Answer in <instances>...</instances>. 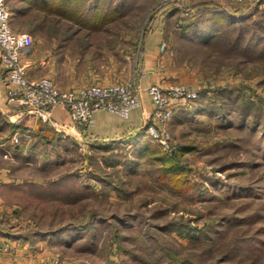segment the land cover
I'll return each instance as SVG.
<instances>
[{"label":"rangeland","instance_id":"obj_1","mask_svg":"<svg viewBox=\"0 0 264 264\" xmlns=\"http://www.w3.org/2000/svg\"><path fill=\"white\" fill-rule=\"evenodd\" d=\"M3 1L9 9L32 3ZM92 1L83 0L85 9ZM170 1L101 0L119 13L110 25L81 29L98 15L48 0L10 27L32 35L30 49L43 50L50 35L77 36L64 46L68 62L94 70L85 83H123L136 77L137 51ZM194 1L171 9L161 43L177 71L159 85L192 88L165 121L151 108L149 124L168 135L169 148L142 128L130 144L38 143L37 151L3 153L13 177L0 183V238L32 241L39 264H264V2L248 6L249 17L226 19ZM145 144L167 154L188 146L178 154L185 172L165 173L156 152L140 150Z\"/></svg>","mask_w":264,"mask_h":264},{"label":"crops","instance_id":"obj_2","mask_svg":"<svg viewBox=\"0 0 264 264\" xmlns=\"http://www.w3.org/2000/svg\"><path fill=\"white\" fill-rule=\"evenodd\" d=\"M178 1L176 0L174 8L182 6ZM261 1L264 2V0H244L239 2L243 4L239 7L228 6L221 0H196L192 4H194L193 8L198 7L197 4H201V7L206 8L205 13L212 14L210 15L211 18L218 13L221 17L240 14L248 6L259 4ZM168 2L171 1L168 0ZM30 4L32 5V3ZM74 6L75 9L72 7L70 10H75L79 14L89 11L91 14L99 15L102 12L104 16L103 19L93 18V15L86 20L82 19L81 29H94L110 25L112 23L111 14L119 13L117 9L111 7L103 10L101 0L92 1L86 6V9L83 0H76ZM173 7L168 5V7L161 8L160 12L157 13V18L151 24L150 31L144 37L141 51H137L139 54L138 63L132 69L131 75L140 71H143L144 75L138 77V84L141 89L139 90L140 104L131 109L128 117H122L106 110H97L93 113L91 125L83 127L74 123L70 113L60 105H53L48 112L36 111L21 100H12L7 96L5 70L0 66V158L5 152L13 154L15 151H37L38 143H55L58 147L69 141H74L78 145L79 140L84 135L89 138V143H91L89 146L99 147L107 146L110 143L112 145L113 143L130 144L135 142L137 138L140 139V130L151 121L152 105L144 88L151 82L163 84L165 82L163 78H171L177 71L173 67L174 65L168 64L167 53L160 50V44L164 43L163 40L166 36V18ZM75 25L79 26L78 20ZM74 38L77 40L78 37L50 35L45 40L47 46L43 50L39 45L33 46L31 49L29 47L22 54V62L26 67L27 77L47 76L60 89L86 85L85 81H88L89 78L84 81L83 75L85 73L93 75L94 70L87 69L84 71L85 69L76 63V65H72L70 61L68 62L70 58L64 45L73 42ZM103 82L111 84L110 77L107 76ZM28 131L30 136L26 137L25 133ZM15 138H18L21 143H15ZM12 177L13 175L9 176L4 166L0 165V183L9 182ZM7 243L10 244L12 251L0 252V264H39L44 257L43 252L34 251L32 241L19 238L12 240L0 238V246Z\"/></svg>","mask_w":264,"mask_h":264},{"label":"built area","instance_id":"obj_3","mask_svg":"<svg viewBox=\"0 0 264 264\" xmlns=\"http://www.w3.org/2000/svg\"><path fill=\"white\" fill-rule=\"evenodd\" d=\"M231 1L239 3L244 0ZM9 21L10 9L0 0V66L5 70L6 94L10 99H19L40 112H48L53 105H60L70 113L74 123L83 127L91 125L93 113L97 110L128 117L130 110L140 104L141 89L138 87L137 77L143 76V71L123 83H91L70 89L58 88L47 76L27 77L22 54L33 45V37L29 33L13 31ZM160 50L165 51L164 44H160ZM191 90V87L183 83L167 87L151 83L144 89L152 105L151 116L165 121L170 117L176 102L191 97ZM145 130L149 137L160 143L165 150L169 148L166 141L168 135H164L158 127L147 124ZM25 136L29 137L30 132H26ZM88 143L89 138L84 135L78 145L85 150ZM6 247L0 246V251Z\"/></svg>","mask_w":264,"mask_h":264},{"label":"trees","instance_id":"obj_4","mask_svg":"<svg viewBox=\"0 0 264 264\" xmlns=\"http://www.w3.org/2000/svg\"><path fill=\"white\" fill-rule=\"evenodd\" d=\"M25 1H30V0H16L14 3L19 5L21 2H25ZM31 1H32V3H34L35 7L46 8L50 4V3H48V0H43V1H41V0H35V1L31 0ZM71 1L72 0H68L67 2H71ZM93 1H95V0H93ZM62 4L65 6V8H66V10H68V12H71V13H74V14L75 13L79 14L75 10L74 11H70V9L68 8V5H66L65 0H63ZM251 6L253 7V5H251ZM31 9L32 8H31L30 5H27V6H24V7H21V6L16 7L15 6L14 9H10V21L15 15H20V14L21 15H23V14L24 15H28L29 12L31 11ZM247 9H245L242 13H240L241 14L240 16H242L243 14H246V15H244V18L249 17L248 16L249 12L246 11ZM62 11L67 12V11H65V9H63ZM245 12H247V13H245ZM233 15H235V14H233ZM233 15H227L225 17L227 19V18H229V17H231ZM103 17L104 16L102 14H100V15L97 16V19H103ZM215 17H219V15L215 14ZM155 148H156L155 145H152L150 147V146H148V144L140 146V150L144 151V152H147V153L154 151ZM187 148H189V147L188 146L187 147L186 146L180 147L179 148L180 152H176L175 151V153H172V154H167L164 151H154L157 154L153 158H156V160L158 162L162 163V168H163L165 173H172V174H175V175L176 174H180L181 172H185V171H184V168L178 163V154H180L182 151H184ZM149 150H152V151H149Z\"/></svg>","mask_w":264,"mask_h":264}]
</instances>
